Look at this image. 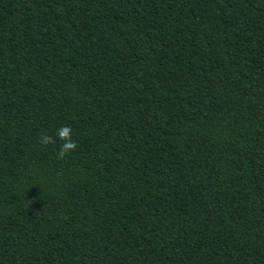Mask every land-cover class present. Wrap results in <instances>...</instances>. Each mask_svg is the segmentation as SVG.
I'll return each mask as SVG.
<instances>
[{
    "label": "trees",
    "instance_id": "trees-1",
    "mask_svg": "<svg viewBox=\"0 0 264 264\" xmlns=\"http://www.w3.org/2000/svg\"><path fill=\"white\" fill-rule=\"evenodd\" d=\"M0 264H264V0H0Z\"/></svg>",
    "mask_w": 264,
    "mask_h": 264
},
{
    "label": "clouds",
    "instance_id": "clouds-1",
    "mask_svg": "<svg viewBox=\"0 0 264 264\" xmlns=\"http://www.w3.org/2000/svg\"><path fill=\"white\" fill-rule=\"evenodd\" d=\"M71 132L72 129L70 126H61V128L57 129L58 139L64 141L57 153V159H63L68 153L75 151V149L78 147L77 142L71 138ZM53 143H55V140L52 136L47 134H42L39 139V144L41 146H46Z\"/></svg>",
    "mask_w": 264,
    "mask_h": 264
}]
</instances>
